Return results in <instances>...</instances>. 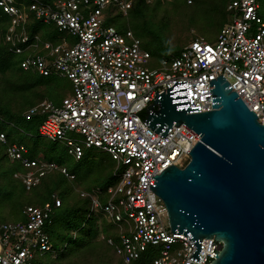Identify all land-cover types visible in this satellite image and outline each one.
<instances>
[{
    "label": "built area",
    "instance_id": "built-area-1",
    "mask_svg": "<svg viewBox=\"0 0 264 264\" xmlns=\"http://www.w3.org/2000/svg\"><path fill=\"white\" fill-rule=\"evenodd\" d=\"M27 1V5H18L15 0H0V8L10 18L4 39L13 53L30 52L21 62L24 70L68 78L73 93L59 104L43 99L26 110L24 117L29 120L41 115L39 134L62 143L75 160L85 149L98 148L116 162L117 182L107 187L104 201L99 189L80 192L81 197L90 199L91 211L101 210L120 227L117 239L107 237L106 243L124 264L147 254V264L211 263L221 243L210 237L200 239L201 259H190L195 246L183 234L171 232L167 207L150 188L155 186L153 177L187 156L200 135L181 123L173 125L163 138L144 124L139 114L153 105L156 91L178 81H187L189 106L200 109L188 113L212 110L209 80L222 75L264 124V19L258 0L230 1L226 10L231 20L220 30L215 44L198 35L178 55L162 58L155 67L133 31L122 33L105 25L107 9L117 8L126 16L132 0ZM30 13L44 23H54L60 32L76 36L77 42L63 38L53 44L38 35L29 42L25 24ZM41 43L44 53L38 54ZM159 107L156 103L154 111ZM0 143L11 160L22 164L24 170L15 176L27 190L50 171L74 178L56 162L30 159L28 148L18 142L7 143L3 131ZM54 205H61L57 197ZM52 212L49 202L27 206L24 221L0 224V264H30L37 254L55 257L46 232Z\"/></svg>",
    "mask_w": 264,
    "mask_h": 264
},
{
    "label": "water",
    "instance_id": "water-1",
    "mask_svg": "<svg viewBox=\"0 0 264 264\" xmlns=\"http://www.w3.org/2000/svg\"><path fill=\"white\" fill-rule=\"evenodd\" d=\"M209 89L212 110L188 113L200 109L189 106L187 81H178L139 114L163 138L181 123L200 135L150 188L167 207L171 232L195 246L190 259H201L200 239L210 237L221 249L209 264H264V124L222 75Z\"/></svg>",
    "mask_w": 264,
    "mask_h": 264
},
{
    "label": "trees",
    "instance_id": "trees-1",
    "mask_svg": "<svg viewBox=\"0 0 264 264\" xmlns=\"http://www.w3.org/2000/svg\"><path fill=\"white\" fill-rule=\"evenodd\" d=\"M42 1L47 4H52L54 0ZM164 1L168 2V0ZM230 1L232 0H217L215 2L216 15L218 16V20L221 24L220 30L231 20L232 15L226 10V7ZM152 2L153 0H132L133 5L130 9V13L136 10L138 15L143 14L144 11L142 10V6H144L145 4H151ZM186 2L187 4H189V2H192V0H186ZM15 3L18 5L22 3L27 5L28 1L15 0ZM112 12L113 7H110L106 10L105 15L107 18L105 17V25L114 26L111 24V20H108V18H113V16H111ZM116 15L122 16V14L120 13H117ZM262 18L264 19V17ZM176 21L177 19L175 18L170 19L168 24H162L161 28L159 30H155V33L151 34L150 36H156L157 38L164 40L165 37L170 35L165 33H168L169 29L170 32L172 31V25L173 23H176ZM183 24L186 25L184 22ZM8 26L9 17L0 8V131L5 132L7 136V143L18 142L24 144L28 148L27 155L30 159H41L48 162H56L57 164L66 167L67 170L74 175V178L69 179L59 171H50L40 179V182L36 186L32 187L30 190H27L22 179L15 176L16 174H20L24 170L22 164L19 161L11 160L6 153V146L0 143V151L2 153L0 154V205H2L3 208L0 214L2 215L3 213H5V215H10L11 213H13L14 215L18 216L16 220H2L0 218V224L7 222L24 221L25 216L23 211L25 207L43 206L45 203L49 202L53 205V212L51 214V223L46 226V232L49 235L50 242L53 249L55 250L56 256L53 257L51 254H37L31 260L30 264H33V261L35 260H39V264H47L51 261H55L56 259H60L61 261L65 260L63 259L65 245H63L62 247H57L55 243L59 242V238L54 237L52 234L53 229L58 231V228H60V232L65 235L68 234L69 231L73 228H75L76 230H88L89 233L86 237V240H88L91 244L88 249V261H91L89 264H113V257L114 255H117L114 249L106 243L105 238L112 237L114 239H117L120 227L111 222V226L115 229L116 232L114 234L108 233L103 238V246H105V248H97L92 245L91 241H97L98 231L96 228L98 217L102 215L105 216V214L101 210L91 211L90 199L88 197H81L80 192L99 189L100 199L104 201V193L107 187L114 185L117 182V177L114 176L116 162L111 157V159L115 162V166L109 178L107 176V180L97 183L93 182L94 186H83L84 189H79L77 185L79 186L85 180V178H87V176L79 177L69 166L66 165L64 161H62V159L55 155L53 156L51 152L48 151L46 143L43 141L44 137L39 134L38 129L36 130V132L25 133L26 141L29 144L28 146L27 143L25 144L24 142L17 140L14 134L7 130L8 127L13 129L19 127L18 123L21 120L31 122L34 118H37V121L40 125L43 118L41 115L35 114L31 119L26 120L24 117V113L30 107L38 104L43 99L51 100L49 98V92L47 90H44V87L50 84V81L47 80L48 78H52V76L59 77L56 74L44 76L37 71L24 70L21 67V62L30 52L26 51L22 54H15L10 51V46L4 39V35L7 32ZM44 26L55 27V33L46 32L43 29ZM193 28L194 27L190 25V27H188L187 29L188 31H190ZM116 29L122 33L130 30L129 28L125 27H118ZM25 30L26 34L31 39L29 42H32L33 37L36 35H38L42 41H49L53 44L59 43L61 39L65 38L56 34V32L60 31H58L54 23L45 24L41 20L35 19L33 13H30L28 16L27 23L25 24ZM198 35L200 34L194 35L193 38ZM193 38L191 40H193ZM178 41L180 43V41H182L181 38H179ZM184 45H182L177 52L170 50L166 55L162 56L161 59L178 55ZM21 47L24 48L27 47V45H21ZM143 48L149 51L152 56L151 50H148L145 47ZM36 53H44V51L42 50V43L40 44ZM53 102L56 104L60 103L55 101ZM40 155L41 158L39 157ZM67 155H69L68 152ZM84 157L85 153H83V156L76 161H82ZM27 193L29 194L28 196L25 195ZM54 196L61 201V205L59 207H55L54 205ZM63 234H60V236H62ZM116 260L117 261H115L114 264H124L118 256ZM148 261L149 258L147 254L144 255L139 261H136L132 264H147Z\"/></svg>",
    "mask_w": 264,
    "mask_h": 264
},
{
    "label": "rangeland",
    "instance_id": "rangeland-1",
    "mask_svg": "<svg viewBox=\"0 0 264 264\" xmlns=\"http://www.w3.org/2000/svg\"><path fill=\"white\" fill-rule=\"evenodd\" d=\"M216 1L217 0H192V2L187 4L186 0H168V2L164 0H153L151 4L142 6L144 12L139 15L136 10L131 13L129 10L128 15L125 16L117 8H113L111 15L113 18H108V20H111V24L116 28L125 27L133 31L141 40L142 46L152 51L151 66L155 67L159 64L162 56L166 55L170 50L175 52L179 51L181 46L187 44L194 35L200 34L209 43L215 44L221 28L215 11ZM259 3V14L264 17V0H259ZM117 13L122 14V16H117ZM172 18L177 19V21L172 25V33L170 29L168 33H165L170 35L165 37L164 40L156 36H150L155 33V30H159L162 24H168ZM182 21L186 25H184ZM190 25L195 29L193 28L188 31L187 28L190 27ZM43 29L46 32L52 33L56 31L53 26H44ZM56 34L67 38L69 42L75 43L78 40L76 36L66 32H56ZM179 38L182 40L180 43L178 41ZM47 80L50 81V84L45 86L44 90L49 92V98L51 100L61 102L62 98L72 95L73 84L68 78L52 76V78H48ZM18 126L19 127L14 129L8 127L7 130L12 132L17 140L25 144L27 143L28 146L29 144L26 141L25 133L36 132L39 126L37 118H34L31 122L21 120ZM43 141L46 143L48 151L51 152L53 156L55 155L62 159V161H64L79 177L87 176L79 186L77 185L79 189H84L83 186H94L93 182L97 183L107 180L115 166V162L111 159V156L98 148L85 149V157L83 160L76 161L72 156L67 155L66 148L62 143L45 138H43ZM0 154H2L1 151ZM39 157L41 158V155ZM25 195L28 196L29 194L27 193ZM2 209V205H0V212ZM0 218L2 220H16L18 216L13 213L10 215H5V213H3L2 215L0 214ZM96 229L98 231L97 241H91L92 245L97 248H105V246H103V238L108 233L114 234L116 231L111 226L110 220L103 215L98 217ZM88 233L86 229L76 230L73 228L65 235L60 232V228H58V231L53 229V236L59 238V242L55 243V245L57 247L65 245L63 256L65 260L61 261L60 259H56L47 264H89L91 261H88V249L91 244L86 240ZM60 234L63 235L60 236ZM116 259L117 256L114 255L113 264L117 261ZM33 264H39V260L33 261Z\"/></svg>",
    "mask_w": 264,
    "mask_h": 264
},
{
    "label": "clouds",
    "instance_id": "clouds-1",
    "mask_svg": "<svg viewBox=\"0 0 264 264\" xmlns=\"http://www.w3.org/2000/svg\"><path fill=\"white\" fill-rule=\"evenodd\" d=\"M9 17V16H8ZM10 19V18H9ZM10 21V20H9ZM59 31V30H58Z\"/></svg>",
    "mask_w": 264,
    "mask_h": 264
},
{
    "label": "crops",
    "instance_id": "crops-1",
    "mask_svg": "<svg viewBox=\"0 0 264 264\" xmlns=\"http://www.w3.org/2000/svg\"><path fill=\"white\" fill-rule=\"evenodd\" d=\"M60 77V76H59Z\"/></svg>",
    "mask_w": 264,
    "mask_h": 264
}]
</instances>
